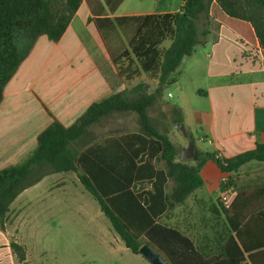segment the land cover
Masks as SVG:
<instances>
[{
	"label": "crops",
	"instance_id": "0c3cea01",
	"mask_svg": "<svg viewBox=\"0 0 264 264\" xmlns=\"http://www.w3.org/2000/svg\"><path fill=\"white\" fill-rule=\"evenodd\" d=\"M143 1L83 0L59 41L45 35L36 41L7 83L0 103L1 169L23 163L37 150L39 136L54 123L71 127L94 104L139 85L145 86L148 95L157 91L158 79L145 74L126 78L115 61L130 49L135 35L133 19L179 11L164 9L161 2L151 7ZM169 86L171 91L162 93L149 115L177 150L176 124L185 126L189 138L191 135L197 141L198 151L223 159L264 145L262 48L217 26L209 41L184 59ZM144 138L149 139L136 113H113L92 125L75 148L93 170L107 172L103 182H148L141 174L133 175L153 166L163 170L164 162L156 151L148 157ZM200 175L203 186L183 203L173 205L160 223L189 238L204 258L228 261L227 243L236 233L218 200L222 180L227 177L240 193L232 215L235 225L240 226L250 248L264 242V228L258 222L262 218L255 215L264 209V162L251 161L227 174L208 160ZM72 184L80 185L79 194L67 191ZM173 185L169 183L168 194ZM84 189L79 172H63L45 177L19 195L0 228V264H29L22 235L36 234L37 229L52 234L63 229L67 212L86 214ZM38 218L43 223H36ZM13 242L25 247L24 262L13 251Z\"/></svg>",
	"mask_w": 264,
	"mask_h": 264
},
{
	"label": "trees",
	"instance_id": "16d2710c",
	"mask_svg": "<svg viewBox=\"0 0 264 264\" xmlns=\"http://www.w3.org/2000/svg\"><path fill=\"white\" fill-rule=\"evenodd\" d=\"M83 0H0V103L5 87L23 60L30 54L41 36L59 41L67 31ZM182 8L174 13L153 14L132 21L135 35L129 50L115 61L122 76L134 78L145 74L159 80L154 94L144 93L139 85L94 104L76 124L64 127L54 123L38 140L37 150L23 163L0 168V228L10 206L25 190L45 177L63 172H79L81 183L99 203L109 219L113 231L135 255L147 244L165 258L168 264H264V242L253 249L248 246L240 226L232 215L238 202L225 211L236 233L227 243L228 261L218 257L204 258L191 240L178 231L160 223L175 204L183 203L204 182L200 170L208 160L216 162L224 173H233L251 162H264V145L231 159L196 149V156L188 162L179 160L177 147L151 123L150 110L172 83L184 59L204 46L217 26H224L245 43L264 50V0H183ZM171 40L168 48L163 42ZM113 113H136L141 130L149 139L148 157L158 152L164 169H143L148 182H103L107 172L92 169L75 148V143L86 136L88 129L101 123ZM181 122V121H179ZM191 141L195 139L190 135ZM155 148V149H154ZM144 161V160H142ZM173 182L168 194L169 183ZM150 185V187H144ZM264 228V209L255 214ZM21 262L26 260V249L11 244ZM180 249H177V248ZM246 254H249V263Z\"/></svg>",
	"mask_w": 264,
	"mask_h": 264
},
{
	"label": "rangeland",
	"instance_id": "374dc122",
	"mask_svg": "<svg viewBox=\"0 0 264 264\" xmlns=\"http://www.w3.org/2000/svg\"><path fill=\"white\" fill-rule=\"evenodd\" d=\"M160 2L164 9L172 11L180 10L183 4V0L143 1L145 5L148 3L151 7ZM171 44V40H166L161 47L168 48ZM170 88L168 86L165 92L171 91ZM174 132L178 135V152H181L182 147H188L189 141L180 130L176 129ZM79 188L80 185L77 187L72 184L67 191L76 190L79 194ZM83 192L85 196L83 208L86 214L76 216L67 212L66 218L62 220L63 229H55L52 234L45 233L47 231L44 229H37L36 234L22 235L27 245L29 264H151L142 255H135L126 248L114 233L109 219L101 211L97 200L85 189ZM40 218L35 222L43 223L44 220Z\"/></svg>",
	"mask_w": 264,
	"mask_h": 264
},
{
	"label": "water",
	"instance_id": "95a60500",
	"mask_svg": "<svg viewBox=\"0 0 264 264\" xmlns=\"http://www.w3.org/2000/svg\"><path fill=\"white\" fill-rule=\"evenodd\" d=\"M175 128L180 130L186 139L189 141V145L182 151L180 161L188 162L193 160L196 156V146L193 141L189 138L188 132L183 124H176ZM141 255L146 258L151 264H168V262L160 255L157 251L145 244L140 249Z\"/></svg>",
	"mask_w": 264,
	"mask_h": 264
},
{
	"label": "built area",
	"instance_id": "2783aa9c",
	"mask_svg": "<svg viewBox=\"0 0 264 264\" xmlns=\"http://www.w3.org/2000/svg\"><path fill=\"white\" fill-rule=\"evenodd\" d=\"M222 183H223V188L218 194V200L222 208L225 211H227L233 206L238 196V191L232 185L229 178L227 177L223 178Z\"/></svg>",
	"mask_w": 264,
	"mask_h": 264
}]
</instances>
